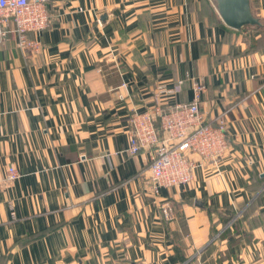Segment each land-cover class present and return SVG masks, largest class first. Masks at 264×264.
Wrapping results in <instances>:
<instances>
[{
  "label": "crops",
  "instance_id": "0c3cea01",
  "mask_svg": "<svg viewBox=\"0 0 264 264\" xmlns=\"http://www.w3.org/2000/svg\"><path fill=\"white\" fill-rule=\"evenodd\" d=\"M250 7L260 25L234 30L217 0H54L38 52L0 44V264H264V0ZM187 73L230 148L190 155L193 182L160 192L166 219L129 118ZM193 98L188 82L162 103Z\"/></svg>",
  "mask_w": 264,
  "mask_h": 264
},
{
  "label": "built area",
  "instance_id": "2783aa9c",
  "mask_svg": "<svg viewBox=\"0 0 264 264\" xmlns=\"http://www.w3.org/2000/svg\"><path fill=\"white\" fill-rule=\"evenodd\" d=\"M54 0H0V44L15 36L17 47L38 52L40 44L30 35H38L51 26L49 7ZM190 83L193 101L164 106L162 100L176 98ZM207 84L201 78L185 74L173 87H157L156 104L144 110L132 109L129 118L130 140L128 153H150V196L153 204L170 219L167 201L158 202L165 189L193 182L196 163L189 157L197 155L203 161H215L230 148L226 118L220 116L209 123L200 111ZM162 98V99H161ZM161 99V100H160ZM21 174L9 167L7 180H17ZM11 215L15 216L14 210Z\"/></svg>",
  "mask_w": 264,
  "mask_h": 264
},
{
  "label": "water",
  "instance_id": "95a60500",
  "mask_svg": "<svg viewBox=\"0 0 264 264\" xmlns=\"http://www.w3.org/2000/svg\"><path fill=\"white\" fill-rule=\"evenodd\" d=\"M217 9L223 22L234 30L260 25L251 12L250 0H217Z\"/></svg>",
  "mask_w": 264,
  "mask_h": 264
},
{
  "label": "trees",
  "instance_id": "16d2710c",
  "mask_svg": "<svg viewBox=\"0 0 264 264\" xmlns=\"http://www.w3.org/2000/svg\"><path fill=\"white\" fill-rule=\"evenodd\" d=\"M191 103V102H190ZM190 103H187V104H190ZM211 211V210H209ZM235 213H227L225 214L224 218L222 219V224L224 226H231V227H235L236 225L234 224L235 221H233V219L235 218ZM236 228V227H235ZM230 229V227L228 228V230ZM227 232V231H226ZM228 234V232H227ZM227 234H223V235H227ZM221 237H224V236H221Z\"/></svg>",
  "mask_w": 264,
  "mask_h": 264
},
{
  "label": "rangeland",
  "instance_id": "374dc122",
  "mask_svg": "<svg viewBox=\"0 0 264 264\" xmlns=\"http://www.w3.org/2000/svg\"><path fill=\"white\" fill-rule=\"evenodd\" d=\"M161 84H164V83H161ZM159 86H161V85H158V87H159ZM156 96H157V88H156L155 93H154V98H155V99H154V104H156V99H157ZM161 99H162V98H161ZM161 99H160V100H161ZM164 100H165V99H164ZM162 102H163V101H162ZM164 106H165V104H164ZM148 107H150V106H148ZM148 107H147V108H148ZM131 112H132V110H131ZM228 150H229V149H228ZM127 151H129V150H127ZM200 166H201V164L197 162V163H196V167H195V169L198 168V167H200ZM8 169H9V167H8ZM8 169H7L6 177H5V179H3V180L6 181V182H8V183H12V182H14V181H16V180H9V179L7 180ZM194 172H195V170H194ZM194 172H193V176H194ZM8 204H9L10 211H13V205H12V202H9ZM163 214H164V213H163ZM164 216H165V214H164Z\"/></svg>",
  "mask_w": 264,
  "mask_h": 264
}]
</instances>
